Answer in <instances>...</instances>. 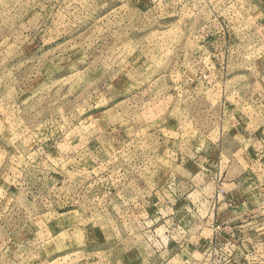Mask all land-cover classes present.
Segmentation results:
<instances>
[{
	"label": "rangeland",
	"instance_id": "obj_1",
	"mask_svg": "<svg viewBox=\"0 0 264 264\" xmlns=\"http://www.w3.org/2000/svg\"><path fill=\"white\" fill-rule=\"evenodd\" d=\"M228 5L0 0V264H264V26Z\"/></svg>",
	"mask_w": 264,
	"mask_h": 264
},
{
	"label": "crops",
	"instance_id": "obj_2",
	"mask_svg": "<svg viewBox=\"0 0 264 264\" xmlns=\"http://www.w3.org/2000/svg\"><path fill=\"white\" fill-rule=\"evenodd\" d=\"M230 1L234 2V0H213V4H214L213 9L215 10V12H219L220 14H223L225 11H228L227 9H229L228 4ZM245 1H246V5H247L246 8L250 9V12L246 13V14L252 20L253 26H252L251 30H253L254 26L258 25L257 23H261L264 26V0H245ZM231 9H232V7H231ZM236 11L241 12L242 10L237 9ZM243 13L245 14V12H243ZM217 28H218V26H217ZM263 32H264V30H263ZM221 43H222V41H221ZM185 182H188V180ZM183 203L184 202H181V205H183ZM171 205L173 206L174 204L172 203ZM162 217H165L164 223L169 220L168 215H165Z\"/></svg>",
	"mask_w": 264,
	"mask_h": 264
}]
</instances>
